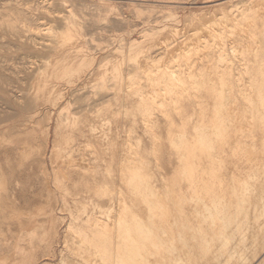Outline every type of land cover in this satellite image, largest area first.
<instances>
[{
  "label": "bare ground",
  "instance_id": "obj_1",
  "mask_svg": "<svg viewBox=\"0 0 264 264\" xmlns=\"http://www.w3.org/2000/svg\"><path fill=\"white\" fill-rule=\"evenodd\" d=\"M262 2L260 10L257 9V3L256 9L250 4L235 13L225 12V24L221 23L226 28L218 25L220 22L215 20V24L218 23L217 26L220 27L214 29L212 26L210 29L214 30L209 32V37L213 41L218 38V43L211 42L208 46V37L202 40V36L199 39L201 42L196 38L199 43L197 47L202 48L200 51L207 50L201 56L206 57L208 62L214 59L209 65L204 60L197 62L200 57H195L196 55H186L182 61H179L182 57L174 56L177 70L172 65L151 70V65L143 67L137 62V56L131 57L137 62L133 69L140 70L143 74L147 71L145 78L153 84L149 85L151 90L147 89L148 91L138 88L141 98L138 106L142 108L143 114L141 117L153 139L150 152H141L143 145L135 143L134 160H137L144 172L141 177L143 182L136 181L139 177L137 171L134 181H131L130 175L126 176L127 173H115L111 155L108 158L100 156L102 164L94 166L96 171L101 172L100 175L97 174L99 176L95 175L96 172L90 177L82 175L83 178L77 180L79 184L74 189L68 187L65 175H60L59 183L63 190L61 200L67 204L70 217L67 227H71L74 232L69 238L72 251L66 258L63 254L60 255L57 264H264V1ZM218 5L221 6L220 3ZM173 32L176 33V30ZM67 35L69 37V33ZM238 35H242L245 41L235 44L232 39L234 42L238 41ZM68 37L64 41L71 39ZM135 39H128L126 43L132 46ZM67 47L55 48L61 52L59 59L62 52L72 48ZM215 52L216 57L213 56ZM59 63L56 65H60L63 75L69 71V74L74 72L71 70L83 69L77 67L71 57L66 62ZM195 70L200 76L198 80H194ZM91 75L97 76L99 72L94 70ZM139 75L137 77L141 80L143 75ZM104 78L105 75L102 80ZM123 80L127 86L137 84L138 81L132 77L127 81L122 76L120 81ZM42 84L46 85L45 82ZM50 84L51 81L47 89L42 87L47 93L52 92L50 86L53 84ZM62 91L60 94L58 92V98L55 99L52 98L56 95L55 91L54 95L50 93L51 97L48 99L47 93L43 94L45 99L39 98L42 93L29 97L27 107L18 112V119L24 124L17 134L22 137L12 148L3 147L4 155L9 152L17 154L23 165L29 160L27 158L34 145L28 137L35 133V129L29 127L38 123L40 118L47 117L49 114L46 113L51 110L56 111L54 117L60 115L58 110L61 111L62 106L63 110L70 102L62 95L65 93ZM189 104L193 105L190 111L187 110ZM150 108L157 109L166 117V136L163 138L154 129L157 120L155 112ZM127 113L124 110L123 114ZM6 120H0L2 135L11 128L9 124L3 123ZM65 129L67 130L66 127ZM67 134L64 143L66 151L62 150L68 153L67 156H71L74 151H80L81 144L69 136L70 132ZM102 137L100 136L101 139ZM6 139L1 138L0 143ZM55 140L53 139L49 152L50 158L53 156ZM163 146L168 150L169 161L163 155ZM88 148L92 147L89 145ZM98 149H91V152H98ZM152 162L155 164L154 171ZM71 203L79 206V209H72ZM90 206H93V210L107 209L106 215L94 216L93 210H88ZM52 211L54 212L51 208L48 213ZM49 221H55L51 214ZM42 247V256L46 260L51 252L49 240ZM36 251L37 249L31 251V259L35 258ZM14 260L15 256L12 255L11 261L8 259L6 263L10 261L11 264H23ZM2 261L0 264H5Z\"/></svg>",
  "mask_w": 264,
  "mask_h": 264
},
{
  "label": "rangeland",
  "instance_id": "obj_2",
  "mask_svg": "<svg viewBox=\"0 0 264 264\" xmlns=\"http://www.w3.org/2000/svg\"><path fill=\"white\" fill-rule=\"evenodd\" d=\"M229 1L0 0V120L7 119L3 123L11 126L10 130H7L8 132H3L4 137L0 133V140L7 138L4 142L2 141V144L0 143V261L4 259L3 263L11 264V257L14 255V261L23 264L43 262L57 264L60 255L63 254L66 258L72 251L69 238L74 231L71 227H67L70 217L67 204L61 200L63 190L59 183L60 175H65L68 187L74 189L79 184L77 180L83 178L82 175L90 177L89 175L96 172L95 175L99 176L101 172L96 171L94 166L102 164L100 160L102 156L108 158L111 155L113 156L111 164L115 173H127L126 176L130 175L131 181H134L133 177L137 171L139 177L136 181L143 182L141 177L144 172L141 171L137 160H134L135 143L143 145V148H140L141 152H150L153 139L149 128L145 125L146 123H143L141 117L143 114L141 113L142 108L138 106L141 100L138 88L148 91L149 85L153 84H150L151 82L149 83V80L145 78L147 71L143 74L140 70L135 71L133 67L138 62L143 67L151 65V70L172 66L174 70H177L174 59L182 57L181 60L178 59L182 61L186 55H191V57L196 55L195 57H200L196 61L201 63L204 60L206 65L214 62V59L208 62L206 57L201 56V53L203 55L207 50L200 51L202 48L197 47L199 39L202 36V40L206 37H208L206 39H210L209 32H213L214 29L225 24L223 15H227L228 12L235 13L250 4L253 9H256L259 4L257 9L260 10L264 0ZM219 3L221 6L218 5ZM215 20L220 22V24L217 23L220 26L215 24ZM212 26L214 29L211 30ZM223 26L225 27V25ZM174 29L176 33L173 32ZM207 30H209L208 33ZM142 31L144 33H141ZM140 34L145 36L141 38ZM67 37L71 39L64 41ZM197 37L198 42L196 41ZM242 38V35H238L237 39L241 41L234 42L232 39V42L243 43L245 38ZM128 39H135L132 46L126 43ZM218 40L216 38L214 41L217 42H214L213 39H210L208 46L211 42L218 43ZM63 42H65L64 46ZM58 43L60 44L58 45ZM58 47L71 48L74 53L71 52V49L62 52L61 59H59L58 56L61 52L57 50L58 53L60 52L58 55L56 51ZM135 56L139 61L135 62L131 59ZM213 56L216 57L217 52ZM68 57L76 62L77 67H83V69L71 70L74 72L69 74V71L63 75L60 65L56 64L66 62ZM94 70L99 72V75H91ZM195 71L194 80H198L200 76L197 75V70ZM104 75L105 78L102 80ZM137 75L141 77L143 75L141 80ZM120 76L121 79L123 76L127 81L132 77L133 80L137 79L140 82L136 80L138 85L134 83L129 86L128 84V87L124 84V80L120 81ZM50 81L55 85L50 84L52 92L47 93V90L42 87L47 89ZM41 82H45L46 85ZM188 85H190L189 82ZM50 87L48 88L50 89ZM52 87H55L54 90ZM56 88H58L57 92ZM41 89L44 90V93ZM59 90L62 93L65 92L62 95H65L68 102L70 101L69 105L64 106L63 110L62 106L61 111L58 110L60 115L57 112L54 117L56 111L51 110L46 113L50 115H48L49 117L45 115L47 117H42L43 119L40 118L38 123L30 125L29 129L33 127L35 133L29 134L28 137L34 145V149L30 150L28 155L27 159L29 160L25 161L23 165L17 154L9 152L4 155L3 149L12 148L13 145L19 143L18 140L22 137L17 134L21 126L23 129L24 124L20 123L18 119L19 110L25 109L28 100L40 93L42 95H39V98L45 99L43 94L47 93L49 95H46V99H48L52 93L55 94V91L56 95L52 98H58V92L61 93ZM31 94L32 96H30ZM56 101L58 100L56 99ZM61 101L59 100V102ZM192 107L193 105L189 104L187 110L190 111ZM150 109L152 110V108ZM124 110L129 113L124 115ZM152 111L155 112L157 120L154 129L163 138L166 136V117L157 109ZM65 127L67 130H72L68 131L70 132L69 136L81 144L80 151H74L71 156H67L68 153L65 152V135L68 133ZM64 130L67 133L64 134ZM100 136H103L102 139ZM96 137L97 139H95ZM53 139H56V145L54 144L53 156L50 158L48 156L53 146ZM7 141H13V143ZM89 145L92 150L99 148L98 152L93 151L92 153V150L88 148ZM165 148V146L162 147L163 155L165 154L166 156H164L168 160L170 156L167 155L169 153ZM95 152L97 153L95 154ZM148 155L150 156V154ZM89 156L91 160H88ZM152 160L154 161L153 158ZM151 166L154 171V162ZM72 206V209H79L77 205ZM92 207L90 206L88 210H93ZM51 208L54 212L48 213ZM105 211H107L105 208L103 210L96 208L93 213L94 216H104L106 215ZM50 214L55 217L54 222L49 221ZM48 240L51 252L50 256L44 260L42 246ZM35 249H37L36 256L31 259L30 253ZM8 259L10 261L6 263ZM68 264H74V262H68Z\"/></svg>",
  "mask_w": 264,
  "mask_h": 264
}]
</instances>
